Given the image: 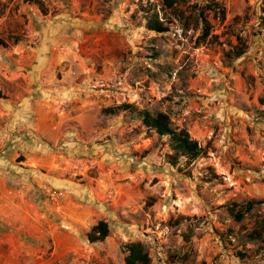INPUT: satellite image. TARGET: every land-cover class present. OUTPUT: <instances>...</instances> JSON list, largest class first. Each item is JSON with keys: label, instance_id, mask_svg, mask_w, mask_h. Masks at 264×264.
<instances>
[{"label": "rangeland", "instance_id": "1", "mask_svg": "<svg viewBox=\"0 0 264 264\" xmlns=\"http://www.w3.org/2000/svg\"><path fill=\"white\" fill-rule=\"evenodd\" d=\"M0 39V186L33 190L50 229L13 230L15 263L125 264L142 242L150 264H264V204L242 222L227 207L264 200V0H0ZM142 109L204 153L172 165Z\"/></svg>", "mask_w": 264, "mask_h": 264}, {"label": "trees", "instance_id": "2", "mask_svg": "<svg viewBox=\"0 0 264 264\" xmlns=\"http://www.w3.org/2000/svg\"><path fill=\"white\" fill-rule=\"evenodd\" d=\"M166 7L172 8L177 0H162ZM215 12H220L223 17L224 8L214 3ZM205 35L209 32V22L203 19ZM149 29L157 32L166 30L159 20H150L148 22ZM6 42L0 39V46H5ZM243 52L238 53L241 56ZM135 111L132 104H122L120 106L106 108L104 111L108 114H117L119 111ZM137 118L141 121V125L146 131H150L158 135L160 138H166L170 149L168 154L169 162L177 165L181 159L186 162H192L204 153V148L199 141L193 139L185 128H179L173 125L170 116L163 112H151L147 109L136 110ZM246 201V202H245ZM234 201L228 204V212L236 222H242L255 208L264 204V200H245ZM110 234V227L107 221L100 220L94 225L87 234L90 243L104 241ZM252 241L262 240L264 237V220L257 223L254 229L248 235ZM125 264H150L151 258L145 245L142 242H133L124 245Z\"/></svg>", "mask_w": 264, "mask_h": 264}, {"label": "crops", "instance_id": "3", "mask_svg": "<svg viewBox=\"0 0 264 264\" xmlns=\"http://www.w3.org/2000/svg\"><path fill=\"white\" fill-rule=\"evenodd\" d=\"M14 188L9 190L6 185L0 186V224L6 229L4 233L0 232V262L3 264H17L13 256L22 254V251L26 249L25 240L21 239L22 235H17L20 236L17 238L13 230L27 232L35 240L34 242L40 239L42 242L50 236V229L47 228L49 227L46 220L47 214L42 213L44 211L40 209L39 201L36 200L37 203H35L34 199L37 198L35 195L31 194V198L27 196L29 191L31 193L34 191L27 188L22 192ZM45 205L46 203L43 202L44 209H46ZM58 239H55V243Z\"/></svg>", "mask_w": 264, "mask_h": 264}, {"label": "built area", "instance_id": "4", "mask_svg": "<svg viewBox=\"0 0 264 264\" xmlns=\"http://www.w3.org/2000/svg\"><path fill=\"white\" fill-rule=\"evenodd\" d=\"M0 264H2V263L0 262Z\"/></svg>", "mask_w": 264, "mask_h": 264}]
</instances>
